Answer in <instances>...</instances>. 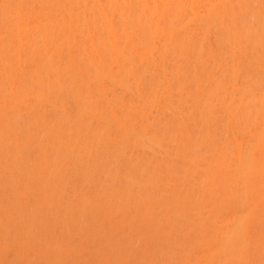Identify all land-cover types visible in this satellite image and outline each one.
Masks as SVG:
<instances>
[{"label": "bare ground", "instance_id": "1", "mask_svg": "<svg viewBox=\"0 0 264 264\" xmlns=\"http://www.w3.org/2000/svg\"><path fill=\"white\" fill-rule=\"evenodd\" d=\"M247 1L0 0V264H264Z\"/></svg>", "mask_w": 264, "mask_h": 264}, {"label": "rangeland", "instance_id": "2", "mask_svg": "<svg viewBox=\"0 0 264 264\" xmlns=\"http://www.w3.org/2000/svg\"><path fill=\"white\" fill-rule=\"evenodd\" d=\"M248 1H249V0H248ZM248 1H247L245 4L249 5V4H250V1H249V4H248ZM254 1H255V0L252 1V3H254V4L252 5V3H251V5H252V6H255L256 4L258 5L259 0H257L258 3H257L256 1H255V2H254ZM252 6H251V7H252ZM246 7H247V6H246ZM248 7H249V6H248ZM255 7H256V6H255ZM245 9H246V8H244V10H245ZM246 10H247V9H246ZM246 10L244 11V15H246V19H248L247 17H248L250 14H252V10L250 9V11H251V12H250V11H249V8H248V12H250L249 15H248V13L246 14ZM239 11H240V10H239ZM240 13H241V12H240ZM242 13H243V12H242ZM250 16H252V15H250ZM250 16H249V18H250ZM252 17H253V16H252ZM238 18H239V17H237V19H236L237 21L240 20V19H238ZM254 18H255V17L250 18V19L253 20ZM243 19H245V18H243ZM254 20H255V19H254ZM237 21H236V24L239 23V21H238V22H237ZM248 21H250V20L248 19ZM255 21H256V20H255ZM255 21H254V23H256ZM246 22H247V21H246ZM250 22H251V21H250ZM241 23H242V20L240 21V24H241ZM252 23H253V22H252ZM252 23H251V26L248 24V25H249V28L252 27ZM241 25H243V23H242ZM238 26H239V27H242V26H240L239 24H238ZM240 29L242 30V28H240Z\"/></svg>", "mask_w": 264, "mask_h": 264}]
</instances>
